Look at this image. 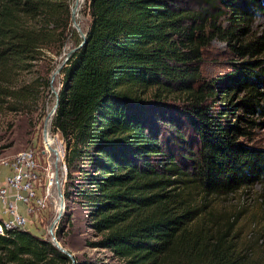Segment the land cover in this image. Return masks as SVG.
<instances>
[{"label": "trees", "instance_id": "1", "mask_svg": "<svg viewBox=\"0 0 264 264\" xmlns=\"http://www.w3.org/2000/svg\"><path fill=\"white\" fill-rule=\"evenodd\" d=\"M85 4L89 20L76 47L69 0H0V111L47 89L48 79L18 78L48 59L45 51L58 54L72 32L76 48L59 71L50 131L64 143L63 199L79 198L94 232L85 244L123 264H250L228 236L199 223L202 211L184 191L216 196L264 179V151L238 142L264 111V30H246L264 0ZM213 39L240 61L203 81ZM158 121L171 123L161 139ZM54 237L64 247L60 226ZM0 264L70 259L46 238L11 229L0 235Z\"/></svg>", "mask_w": 264, "mask_h": 264}, {"label": "rangeland", "instance_id": "2", "mask_svg": "<svg viewBox=\"0 0 264 264\" xmlns=\"http://www.w3.org/2000/svg\"><path fill=\"white\" fill-rule=\"evenodd\" d=\"M69 2L70 7H73L74 0H69ZM75 5L74 20L81 31V29H85L89 20L85 0H79L78 4ZM180 5L184 4L181 3ZM70 26L75 30L71 24ZM246 30L251 33L262 32L264 30V12L255 13ZM76 32L79 34L78 31ZM71 33L66 31L63 45L58 54L45 51V55H48L49 58L41 56L35 60L33 67L22 73L18 81L27 82L36 77L49 79L50 74L54 73L65 53L73 46L74 36ZM238 61L240 60L227 52L221 41L213 39L210 41L208 49L204 51V60L200 65V79L207 81L217 78L219 80L220 77L232 72L231 63ZM60 78L61 75L58 72L55 80H52L50 84L48 82L47 89L40 87L34 101L20 103L16 109L5 108L0 111V157H11L18 151L31 149L38 162V169L41 174L40 183L43 185L38 193H41L46 186L49 188L47 209L41 212L39 222H37L39 231L33 227L27 229L37 236L42 235L41 237L47 240L49 237L46 234V228L57 215L59 200L55 194V187L50 185L51 183L48 185L49 176L53 169L52 154L47 151L49 149L44 144L43 127L47 113L55 101L53 91L57 92ZM215 100L217 102V97ZM254 120L255 127L250 130L249 136L239 138L238 142L264 151V111L262 115L255 116ZM158 125L159 128L156 132L161 139L171 131L169 129L171 123L160 124L159 122ZM183 130V139L186 140L184 144L188 145L189 150L194 151L195 146L188 136V131L185 128ZM49 139L60 156L58 167L61 187H63L67 180L66 169L63 164L64 143L60 136L52 133L50 129ZM73 174L75 180L78 179L76 178L77 173L74 172ZM184 194L202 211L201 216H199V223L201 220L203 224L210 226L209 228H212L214 232L217 231L228 236L234 251L245 256L244 259L248 263L264 264V179L254 180L247 186L222 195L203 196L194 188L186 189ZM78 201L79 198L64 201L63 213L55 223L56 227L53 228V234L58 226L62 228V243L64 248L75 257L74 263L88 258L100 264H123L109 250L92 248L85 244L86 240H93L95 236L88 225L86 209Z\"/></svg>", "mask_w": 264, "mask_h": 264}, {"label": "built area", "instance_id": "3", "mask_svg": "<svg viewBox=\"0 0 264 264\" xmlns=\"http://www.w3.org/2000/svg\"><path fill=\"white\" fill-rule=\"evenodd\" d=\"M38 162L31 149L0 157V235L7 230L35 228L47 209L49 188L42 189ZM49 185V183H48ZM46 234L49 237L46 228ZM42 236V235H41Z\"/></svg>", "mask_w": 264, "mask_h": 264}, {"label": "water", "instance_id": "4", "mask_svg": "<svg viewBox=\"0 0 264 264\" xmlns=\"http://www.w3.org/2000/svg\"><path fill=\"white\" fill-rule=\"evenodd\" d=\"M70 22H71V25L73 26V28H75L76 31L79 32V36L81 37V41L80 43L76 46H80L83 41H84V34L79 30V27L77 25V23L75 22L74 20V9L72 7H70ZM71 48L69 49L66 53H65V56L62 58V60L60 61V63L57 65V67L55 68L54 72L55 73H58L60 68L63 66V64L65 63V61L67 60L68 56L70 55V53L76 48ZM52 78H53V74H50L49 76V79H48V82L49 84L51 83L52 81ZM54 92V95H55V101L51 107V112L53 114L54 110H55V107L57 105V92L53 91ZM54 182L56 184L55 186V194L56 196L59 198V207H60V210L57 212V215H56V218L55 220L56 221H53V222H50L49 225L47 226V232L49 234V241L51 242V244L57 249L59 250L61 253H63L65 256H67L69 259H70V264H74V259H73V256L64 248L62 247L59 242H57V240L55 239L54 237V234H53V228H55V223L57 222V220L59 219V217L62 215L63 213V208H64V199H63V195H62V187L59 186V184L57 183V180L54 179Z\"/></svg>", "mask_w": 264, "mask_h": 264}, {"label": "bare ground", "instance_id": "5", "mask_svg": "<svg viewBox=\"0 0 264 264\" xmlns=\"http://www.w3.org/2000/svg\"><path fill=\"white\" fill-rule=\"evenodd\" d=\"M78 2H79V0H74V4H73V7H72L74 9V12L76 11V5L75 4H78ZM55 78H56V73L54 72L52 80L54 81ZM51 116H52V112H51V109H50L48 111V113H47L46 120H44L45 122H44V127H43V136H44V144L49 149L47 151H49L52 154V166H53V169H52V172H51V174L49 176L50 177L49 184L51 183L50 185L55 187L56 184L54 182V179H56L57 183L59 184V186H61L59 167H58V163L60 162V156L57 153L56 149H54V147L51 144V141L49 139V129H50ZM58 200H59V198H58ZM59 210H60V207H59V201H58V203H57V212ZM55 218H56V216H55ZM55 218H54L53 221H56Z\"/></svg>", "mask_w": 264, "mask_h": 264}]
</instances>
